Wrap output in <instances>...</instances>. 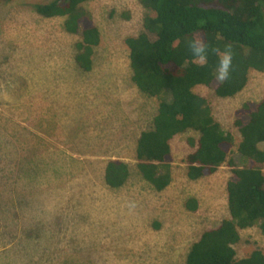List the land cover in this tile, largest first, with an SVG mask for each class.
<instances>
[{
	"label": "rangeland",
	"instance_id": "rangeland-1",
	"mask_svg": "<svg viewBox=\"0 0 264 264\" xmlns=\"http://www.w3.org/2000/svg\"><path fill=\"white\" fill-rule=\"evenodd\" d=\"M49 1L0 4V264H185L192 243L229 218L232 169L189 180L187 139L198 137L191 131L171 142L173 181L155 192L132 168L136 140L150 125L157 100L131 84L125 45L151 13L136 0L84 5L102 36L95 69L85 74L74 62L78 37L62 33L63 19L35 12ZM196 91L235 137L236 153L241 137L235 112L264 99V72L254 71L234 98H219L204 86ZM14 105L33 107L35 122L50 126L22 137L15 122L25 126L28 120L11 119ZM60 153L70 166L60 167ZM110 160L131 165L127 188L117 193L104 181ZM18 175L21 180L3 191ZM190 198L199 201L196 212L185 208ZM256 249L264 253L260 229L243 231L237 258Z\"/></svg>",
	"mask_w": 264,
	"mask_h": 264
},
{
	"label": "trees",
	"instance_id": "trees-1",
	"mask_svg": "<svg viewBox=\"0 0 264 264\" xmlns=\"http://www.w3.org/2000/svg\"><path fill=\"white\" fill-rule=\"evenodd\" d=\"M15 1L0 0V4ZM92 1L51 0L35 8L45 19H63L62 33L78 37L74 62L85 74L94 71L95 50L102 43L100 30L84 7ZM136 1L151 14L143 21V31L125 40L131 84L142 96L157 100V106L150 125L136 140L132 169L155 192H163L173 181L171 142L177 136L195 132L197 138L187 139L192 149L186 158L188 179L201 180L225 166L232 169L233 178L226 186L229 218L192 243L185 264H264V253L259 249L241 259L235 250L243 231L260 229L264 235V99L255 105L245 103L235 112V126L241 137L235 153V137L223 129L209 101L196 91L204 86L219 98H234L245 90L254 71L264 72V0ZM193 34L206 37L209 44L204 66L193 64L187 49L186 40ZM226 46H231L232 68L229 79L218 82L213 76L218 57L211 49L223 52ZM34 114L33 107L13 106L11 119L28 120L25 126L15 122L16 127H23L22 137L34 128L50 126L36 123ZM39 131L38 138L44 140V131ZM57 159L60 167L70 166L68 162L64 166L61 153ZM130 166L121 160L107 162L104 181L110 191L127 188ZM21 178L18 175L3 191ZM185 208L196 212L199 201L190 198ZM155 225L159 227L158 222Z\"/></svg>",
	"mask_w": 264,
	"mask_h": 264
},
{
	"label": "clouds",
	"instance_id": "clouds-1",
	"mask_svg": "<svg viewBox=\"0 0 264 264\" xmlns=\"http://www.w3.org/2000/svg\"><path fill=\"white\" fill-rule=\"evenodd\" d=\"M186 46L193 64L204 66L207 63L210 48L206 37L193 34L186 40ZM211 51L216 52L218 57L213 76L216 81L224 82L229 79L232 68L233 57L231 46H226L223 52H220L218 49H211Z\"/></svg>",
	"mask_w": 264,
	"mask_h": 264
},
{
	"label": "bare ground",
	"instance_id": "bare-ground-1",
	"mask_svg": "<svg viewBox=\"0 0 264 264\" xmlns=\"http://www.w3.org/2000/svg\"><path fill=\"white\" fill-rule=\"evenodd\" d=\"M93 20V19H92ZM54 33V32H53ZM56 33V32H55ZM68 40V39H67ZM39 53V52H38ZM35 54V53H34ZM62 59V58H61ZM43 61V60H42ZM58 72V71H57ZM58 74V73H57ZM64 74V73H63ZM71 75V74H70ZM45 86V85H44ZM61 92V91H60ZM52 94V93H51ZM36 96V95H35ZM42 96V95H41ZM29 98V97H28ZM25 100V99H24ZM34 101V100H33ZM20 102V101H19ZM36 102V101H35ZM17 104V103H16ZM48 106V105H47ZM28 107V106H27ZM20 112V111H19ZM76 112V111H75ZM30 114V113H29ZM35 115V114H34ZM40 115V114H39ZM61 150V149H60ZM58 183V182H57ZM53 192V191H52ZM57 192V191H56ZM85 193V192H84ZM194 199V198H193ZM64 225V224H63ZM114 232V231H113ZM258 236V235H257ZM256 237V236H255ZM196 243V242H195Z\"/></svg>",
	"mask_w": 264,
	"mask_h": 264
},
{
	"label": "crops",
	"instance_id": "crops-1",
	"mask_svg": "<svg viewBox=\"0 0 264 264\" xmlns=\"http://www.w3.org/2000/svg\"><path fill=\"white\" fill-rule=\"evenodd\" d=\"M145 120V119H144ZM145 121H147V120H145Z\"/></svg>",
	"mask_w": 264,
	"mask_h": 264
}]
</instances>
